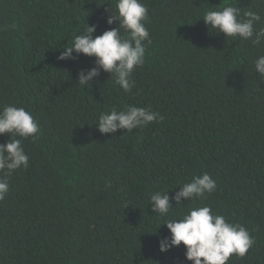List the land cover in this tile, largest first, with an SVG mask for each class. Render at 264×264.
Here are the masks:
<instances>
[{"label": "trees", "instance_id": "trees-1", "mask_svg": "<svg viewBox=\"0 0 264 264\" xmlns=\"http://www.w3.org/2000/svg\"><path fill=\"white\" fill-rule=\"evenodd\" d=\"M143 2L151 43L124 92L103 70L76 82L95 57L57 59L87 23L94 37L117 27L107 23L116 0H0V109L25 107L41 128L23 139L29 167L0 201V264H192L183 243L162 252L159 241L171 235L164 222L194 205L255 238L227 264H264V77L254 67L264 42L225 37L201 18L228 4L264 18V0ZM126 105L164 119L102 134L99 115ZM204 172L217 183L206 200L152 213V193L171 197Z\"/></svg>", "mask_w": 264, "mask_h": 264}, {"label": "clouds", "instance_id": "clouds-1", "mask_svg": "<svg viewBox=\"0 0 264 264\" xmlns=\"http://www.w3.org/2000/svg\"><path fill=\"white\" fill-rule=\"evenodd\" d=\"M148 11L143 0H116L115 11L108 16L107 23L111 25L118 21V26L94 37L96 26L87 23V27L75 35L71 46L63 48L57 59H74L73 52L95 57L94 67L78 72L76 82L79 85H90V81L103 70L115 77L124 92H131L135 84L134 70L145 63V42L151 43L146 27ZM201 18L209 29H218L225 37L238 36L246 41L251 40L256 46L264 42V27H256L264 18L256 11H242L235 4H228L220 10L206 11ZM254 67L264 77V55L255 58ZM163 119L162 114L150 108L126 105L119 110L113 107L110 111L102 112L96 125L102 134H115L119 129L130 132ZM40 132L39 122L25 107L7 104L0 109V135L9 136L6 143L0 144V201L9 192V178L13 173L29 167V156L24 150L23 139H35ZM216 189V181L204 172L183 183L180 190L171 197L168 190L152 193L149 204L152 213L167 216L174 208L171 201H175L176 206L183 204L182 198L184 201H203ZM164 224L171 235L159 241L160 251H168L183 243L186 248L185 258L192 264H227L233 254L243 258L255 244V238L245 225L213 212L211 205H194L182 218L168 219Z\"/></svg>", "mask_w": 264, "mask_h": 264}]
</instances>
